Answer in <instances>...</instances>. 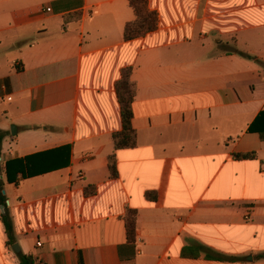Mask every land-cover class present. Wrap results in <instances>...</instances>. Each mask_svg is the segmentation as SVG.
Segmentation results:
<instances>
[{
	"label": "crops",
	"instance_id": "1",
	"mask_svg": "<svg viewBox=\"0 0 264 264\" xmlns=\"http://www.w3.org/2000/svg\"><path fill=\"white\" fill-rule=\"evenodd\" d=\"M148 7L157 29L125 42L128 0H0V264H264V0ZM126 67L136 146L115 151Z\"/></svg>",
	"mask_w": 264,
	"mask_h": 264
},
{
	"label": "trees",
	"instance_id": "2",
	"mask_svg": "<svg viewBox=\"0 0 264 264\" xmlns=\"http://www.w3.org/2000/svg\"><path fill=\"white\" fill-rule=\"evenodd\" d=\"M128 5L132 9L134 14V20L127 23L123 29V40L125 42L132 41L138 38L145 37L146 35L154 32L158 27V14L155 11H151L148 7V0H128ZM235 54L251 59L248 55L240 51H233ZM131 67H126L121 70L120 79L114 85L115 96L119 105V115L121 120V129L112 135L113 149L115 151L121 149H132L136 146V132L132 128V104L135 99V84L131 80ZM250 133H257L261 141H264V112H261L253 123L248 128ZM65 148L61 149V152ZM60 151V150H59ZM233 160L238 162L252 161L255 159L254 153L246 154H233ZM28 159H26V164ZM16 167L15 172L23 175L24 167L20 161L8 162L4 166V171L9 176L10 169ZM30 166H27L28 175L33 177L36 172L30 171ZM108 170L109 177L116 179L118 177L116 170L115 155L112 154L108 157ZM38 173V172H37ZM43 173V172H40ZM10 180V179H8ZM93 193V191H92ZM91 194V193H90ZM85 195H89L88 190ZM149 195H147L148 197ZM3 206H5L3 204ZM136 212L127 210L124 217L126 240L128 243H134L135 241V226H136ZM1 222L4 226L5 235L7 237V246L12 247L15 244L14 227L11 218L8 213H5L1 217ZM188 249L182 252L183 256L191 254ZM205 251L203 247H196V251ZM207 258L216 259L218 261L234 262L235 259L225 256H211L205 252ZM257 259H264V254L256 256ZM19 264H35V261L22 254H17Z\"/></svg>",
	"mask_w": 264,
	"mask_h": 264
},
{
	"label": "water",
	"instance_id": "3",
	"mask_svg": "<svg viewBox=\"0 0 264 264\" xmlns=\"http://www.w3.org/2000/svg\"><path fill=\"white\" fill-rule=\"evenodd\" d=\"M11 134H12V135H15V131H14L13 126H12V128H11ZM12 249H13L15 252H18V251H19L17 245H13V246H12ZM248 259L251 260V258H248Z\"/></svg>",
	"mask_w": 264,
	"mask_h": 264
},
{
	"label": "built area",
	"instance_id": "4",
	"mask_svg": "<svg viewBox=\"0 0 264 264\" xmlns=\"http://www.w3.org/2000/svg\"><path fill=\"white\" fill-rule=\"evenodd\" d=\"M50 10L49 9H47V12H49ZM37 246L39 247L40 246V243H37Z\"/></svg>",
	"mask_w": 264,
	"mask_h": 264
},
{
	"label": "rangeland",
	"instance_id": "5",
	"mask_svg": "<svg viewBox=\"0 0 264 264\" xmlns=\"http://www.w3.org/2000/svg\"><path fill=\"white\" fill-rule=\"evenodd\" d=\"M228 49H230V47Z\"/></svg>",
	"mask_w": 264,
	"mask_h": 264
}]
</instances>
